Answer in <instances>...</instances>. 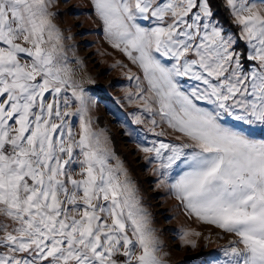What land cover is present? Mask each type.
I'll list each match as a JSON object with an SVG mask.
<instances>
[{
  "label": "snow or ice",
  "instance_id": "snow-or-ice-1",
  "mask_svg": "<svg viewBox=\"0 0 264 264\" xmlns=\"http://www.w3.org/2000/svg\"><path fill=\"white\" fill-rule=\"evenodd\" d=\"M91 4L142 74H129L128 100L155 138L128 134L160 183L187 216L236 238L218 264H264V0ZM52 6L0 0V264H162ZM169 130L175 142L160 139Z\"/></svg>",
  "mask_w": 264,
  "mask_h": 264
},
{
  "label": "rangeland",
  "instance_id": "rangeland-1",
  "mask_svg": "<svg viewBox=\"0 0 264 264\" xmlns=\"http://www.w3.org/2000/svg\"><path fill=\"white\" fill-rule=\"evenodd\" d=\"M50 11L64 38L73 79L82 83L91 98L89 115L94 130L107 137L108 146L127 170L149 215L162 264H218L223 259L222 250L236 238L187 216L169 188L160 183L154 164L139 151L137 139L128 134L134 130L142 140L155 138L146 124L133 123V115L140 113V108L128 100L129 94L135 93V80L128 76L142 75L139 69L106 41L91 0H53ZM141 114L147 118V113ZM176 135L169 130L160 139L175 142ZM184 232L193 233L187 242L180 238Z\"/></svg>",
  "mask_w": 264,
  "mask_h": 264
},
{
  "label": "trees",
  "instance_id": "trees-1",
  "mask_svg": "<svg viewBox=\"0 0 264 264\" xmlns=\"http://www.w3.org/2000/svg\"><path fill=\"white\" fill-rule=\"evenodd\" d=\"M226 24L229 25V26H231L230 21H228V23H226Z\"/></svg>",
  "mask_w": 264,
  "mask_h": 264
}]
</instances>
